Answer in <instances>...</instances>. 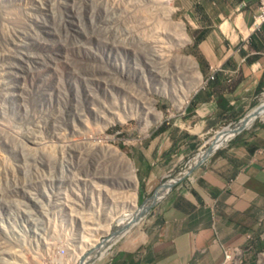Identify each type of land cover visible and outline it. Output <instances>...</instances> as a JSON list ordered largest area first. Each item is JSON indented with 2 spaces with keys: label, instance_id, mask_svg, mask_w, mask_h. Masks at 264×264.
Returning a JSON list of instances; mask_svg holds the SVG:
<instances>
[{
  "label": "rangeland",
  "instance_id": "rangeland-1",
  "mask_svg": "<svg viewBox=\"0 0 264 264\" xmlns=\"http://www.w3.org/2000/svg\"><path fill=\"white\" fill-rule=\"evenodd\" d=\"M137 1L0 0V264H73L80 245L111 236L118 227L114 218L132 200L140 209L164 183L183 178L172 190L184 183L216 133L232 129L264 99L263 92L210 133L198 134L193 150H179L178 139L166 141L193 93L214 74L203 78L192 55V27H199L195 17L201 19L196 2L172 0L171 17L185 24L189 41L180 45L160 35L163 50L157 49L164 58L190 57L202 77L188 99L176 103L190 74L158 60L148 43L157 40L154 31L164 28L165 18ZM258 5L261 18L264 5ZM262 121L256 118L221 147ZM169 146L175 150L165 154ZM151 164L163 174L150 182L143 171ZM132 175L136 188L129 187ZM44 203L46 215L39 213ZM154 208L92 264H106L148 224ZM254 256L248 250V259Z\"/></svg>",
  "mask_w": 264,
  "mask_h": 264
},
{
  "label": "crops",
  "instance_id": "crops-1",
  "mask_svg": "<svg viewBox=\"0 0 264 264\" xmlns=\"http://www.w3.org/2000/svg\"><path fill=\"white\" fill-rule=\"evenodd\" d=\"M195 2L201 19L195 17L199 27H192V55L203 78L215 73L214 80L191 96L175 135L166 134V141L183 143L182 151L197 148L198 134L210 133L264 92V20L257 17L259 0ZM174 150L169 146L165 154ZM152 165L143 167L150 182L163 174ZM262 232L264 121L218 149L167 193L150 213L148 224L129 235L106 264H222L224 249L264 251ZM254 260L255 256L249 259L251 264Z\"/></svg>",
  "mask_w": 264,
  "mask_h": 264
},
{
  "label": "bare ground",
  "instance_id": "bare-ground-1",
  "mask_svg": "<svg viewBox=\"0 0 264 264\" xmlns=\"http://www.w3.org/2000/svg\"><path fill=\"white\" fill-rule=\"evenodd\" d=\"M171 1L172 0H138L137 3L142 5V6L143 5L147 6L155 14H159L158 12H160L161 14H163V16L165 18L164 28L162 30H160V28H159V30L155 29V31H154L155 33L157 32V36H156L157 40H155V41L150 40L151 42L149 41V43H148L149 45H151V47L154 49L155 52L158 50V60L162 61V62L166 61L165 63L169 62V63L173 64L174 66L183 67L190 74L191 82L189 83V86H187V88H183L181 90L180 94L177 96L176 101H175L178 104H182L185 100L188 99L191 91L201 84L202 77H201L200 72L198 71L197 63H195L194 60H192L190 57H186V56L183 57L182 56V57L164 58L165 56H163L162 53L159 54L160 50L157 49V47H159L161 50H163L162 46H160V40H159L160 35H165V37L173 39V42H175V43L179 42L180 45L182 43L185 44L186 42L189 41V37L186 33L185 24L183 22L173 21V19L171 17L172 13L174 12V8L171 7ZM134 7H136V5ZM131 9H133V8H131ZM125 12L127 13L128 11L126 10ZM151 30H152V28H151ZM143 35H144V33H143ZM142 39H144V38L142 37ZM145 40L146 39H144L143 41L148 42ZM144 91L145 92H143L142 94L144 95L145 99L147 100L146 95L149 93V90L148 91L144 90ZM170 95H172V94H170ZM149 109L152 110L151 107ZM253 110H255L254 113L257 114V117L264 116V99L262 100L259 107H256ZM248 120L253 121L254 117H252V116L248 117ZM218 133H219L218 136H216L215 138L212 139L214 149L222 146L226 141H228L229 139H231L233 137V130L229 127L223 129L222 131H220ZM110 153L112 154V151ZM205 153L206 152L202 150V152L200 154H198L197 157H195L193 164H195L198 160L203 158ZM114 154H116V156H118V158L120 160H125V156L122 153L114 150ZM131 177H132V180L129 183V187L136 188L137 184L134 180V175H132ZM135 200L136 199L132 200V203L127 205L126 209L120 214V216H116L114 218L116 220L117 225H119L120 227L122 225H126L133 217H135L139 214L140 209H138L137 202H135ZM115 220H113V221H115ZM111 229H112V226L109 227L108 231H111ZM88 240H85V241L87 242ZM85 244H87V243H85ZM101 244H102V242H100L96 239L95 241H93V243H91V244L88 243V245H85V247L80 245L79 247H81V248L78 247L79 252L77 250L78 248H75L78 253L74 258L73 264H79L80 260L85 256H87L86 257L87 261L91 260L96 255L98 257V260L102 259L108 251L110 242L108 244H106L105 246H103V245L101 246ZM73 252H74V248H73Z\"/></svg>",
  "mask_w": 264,
  "mask_h": 264
},
{
  "label": "water",
  "instance_id": "water-1",
  "mask_svg": "<svg viewBox=\"0 0 264 264\" xmlns=\"http://www.w3.org/2000/svg\"><path fill=\"white\" fill-rule=\"evenodd\" d=\"M259 107V106H257ZM255 110H252L246 117H244L242 120H240L238 122V124H236L232 130H233V137H236L237 135H239L242 131H244L245 129H247L252 123L253 121L258 118L257 114L254 113ZM254 115V116H253ZM254 117V120L251 122L250 120H248V117ZM218 132L216 133L215 137L218 136ZM214 137V138H215ZM230 140V139H229ZM228 140V141H229ZM227 142V141H226ZM221 147V146H220ZM220 147H217L214 149V145L213 142L211 143V145L206 149V153L204 155L203 158H201L200 160H198L193 167L190 168V170L187 172V174H191L195 169H197L202 163L205 162L206 159H208V157L210 155H212L217 149H219ZM183 178L179 179L178 181H172V182H167L164 183L162 188L158 191H156V193L151 197V202L149 204H143L142 207H140V212L137 216L133 217L126 225H122L121 227L118 225L117 229H115L111 236L105 240L102 241L101 246H105L106 244H108L110 242L109 248L112 246V244L116 241H118L120 238H122L124 235H126L129 230L136 225L138 222H140L143 217L146 215V213H148L153 207H155L157 205V203L159 202V200L162 198V196H159L160 193L162 191L165 190V192H169L172 190V188L179 182L181 181ZM108 248V249H109ZM87 256L83 257L79 264H92L94 263V261H96L98 259L97 255L95 257H93L91 260L87 261L86 259Z\"/></svg>",
  "mask_w": 264,
  "mask_h": 264
},
{
  "label": "built area",
  "instance_id": "built-area-1",
  "mask_svg": "<svg viewBox=\"0 0 264 264\" xmlns=\"http://www.w3.org/2000/svg\"><path fill=\"white\" fill-rule=\"evenodd\" d=\"M262 4L264 5V0H261ZM262 20H264V13L261 15ZM215 73V71H213ZM59 205V204H58ZM41 207V210H39V213L42 215H46L50 211V207L45 205H39ZM53 209V208H52ZM59 216L54 215L55 220L57 221L58 217L61 218V210L57 212ZM66 224V223H63ZM63 224L61 227H63ZM264 239V238H263ZM250 248L244 249L240 247H234L231 249H224V259L222 264H251L248 257H247V252ZM62 253H65V249H61ZM253 264H264V251H261L255 255V260Z\"/></svg>",
  "mask_w": 264,
  "mask_h": 264
},
{
  "label": "clouds",
  "instance_id": "clouds-1",
  "mask_svg": "<svg viewBox=\"0 0 264 264\" xmlns=\"http://www.w3.org/2000/svg\"><path fill=\"white\" fill-rule=\"evenodd\" d=\"M212 74H214L213 71H212ZM202 84H204V83H202ZM263 240H264V239H263ZM240 248H241V247H240ZM246 248H250V250L252 249L251 247H246ZM244 249H245V248H244ZM250 250H249V251H250ZM258 253H259V252H258ZM256 254H257V253H256ZM256 254H255V255H256ZM97 260H98V259H97ZM97 260H96V261H97ZM99 260H100V259H99Z\"/></svg>",
  "mask_w": 264,
  "mask_h": 264
}]
</instances>
